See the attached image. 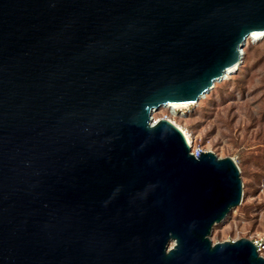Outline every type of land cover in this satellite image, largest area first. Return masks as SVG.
Returning <instances> with one entry per match:
<instances>
[{
  "label": "water",
  "instance_id": "water-1",
  "mask_svg": "<svg viewBox=\"0 0 264 264\" xmlns=\"http://www.w3.org/2000/svg\"><path fill=\"white\" fill-rule=\"evenodd\" d=\"M264 33V0H0V264H264L212 243L242 199L164 106Z\"/></svg>",
  "mask_w": 264,
  "mask_h": 264
},
{
  "label": "rangeland",
  "instance_id": "rangeland-1",
  "mask_svg": "<svg viewBox=\"0 0 264 264\" xmlns=\"http://www.w3.org/2000/svg\"><path fill=\"white\" fill-rule=\"evenodd\" d=\"M239 68L204 99L170 116L192 145L231 158L240 172L241 202L213 227L212 243L264 236V38L246 45Z\"/></svg>",
  "mask_w": 264,
  "mask_h": 264
},
{
  "label": "bare ground",
  "instance_id": "bare-ground-1",
  "mask_svg": "<svg viewBox=\"0 0 264 264\" xmlns=\"http://www.w3.org/2000/svg\"><path fill=\"white\" fill-rule=\"evenodd\" d=\"M260 38H264V33H262V32L252 33L249 37H247V39L245 40V42H244V44H243V46H242V48H241V53H242V57H241V58H242V59H243V56H244V48L246 47V45H247L249 42H256V41L259 40ZM239 66H240V65H239ZM239 66H234V67L229 68V69L225 72L224 77H222L220 80L215 81V82H214V85H217V84L223 82L224 80H226L227 78H229L230 76H232L233 74H235V73L238 71V69L240 70ZM213 87H214V86H213ZM212 89H213V88H212ZM212 89H211V90H212ZM211 90H209V91H208L207 93H205L204 95H208V94L210 93ZM205 97H206V96H202V97H200L199 101L202 100V99H204ZM188 105H190V103L170 104V105L164 106L163 108H168V109L172 108V109L178 110L179 108L187 107ZM181 131H183V130H181ZM182 133L184 134V136H185V138H186L188 144H189L190 146H193V145H192V142H191V140H190V138H189V136L187 135V133H186L185 131H183Z\"/></svg>",
  "mask_w": 264,
  "mask_h": 264
},
{
  "label": "built area",
  "instance_id": "built-area-1",
  "mask_svg": "<svg viewBox=\"0 0 264 264\" xmlns=\"http://www.w3.org/2000/svg\"><path fill=\"white\" fill-rule=\"evenodd\" d=\"M168 109V108H167ZM170 111L167 112L165 115H162L160 118H156L154 112H152L151 114V125L156 124L160 119H166L168 121H170L172 124H174L171 120V113H175V109L170 108ZM156 114V113H155ZM182 132V131H181ZM189 145V144H188ZM190 146V145H189ZM204 150L199 148V147H195L190 146V154L193 155L195 158H198L200 153L203 152ZM250 241L253 243L254 247L256 248V251L258 253V255L264 259V236H260V235H256L254 237H251Z\"/></svg>",
  "mask_w": 264,
  "mask_h": 264
}]
</instances>
